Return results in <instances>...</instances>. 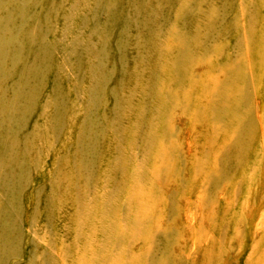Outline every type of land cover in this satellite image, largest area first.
<instances>
[{"label":"rangeland","instance_id":"obj_1","mask_svg":"<svg viewBox=\"0 0 264 264\" xmlns=\"http://www.w3.org/2000/svg\"><path fill=\"white\" fill-rule=\"evenodd\" d=\"M263 34L264 0H0V264H264Z\"/></svg>","mask_w":264,"mask_h":264},{"label":"bare ground","instance_id":"obj_2","mask_svg":"<svg viewBox=\"0 0 264 264\" xmlns=\"http://www.w3.org/2000/svg\"><path fill=\"white\" fill-rule=\"evenodd\" d=\"M262 35V34H261ZM260 35V36H261ZM264 35V34H263ZM97 61H99V60H97ZM91 70V69H90ZM3 110V109H2ZM3 112V111H2ZM90 144V143H89ZM66 156V155H65ZM0 160H2V159H0ZM8 181V180H7ZM7 183V182H6ZM5 187V186H4ZM8 189V188H7ZM10 208V207H9ZM191 217V216H190ZM9 218V217H8ZM12 219V218H11ZM4 220V219H3ZM8 224V223H7ZM5 239V238H4ZM5 244V243H4ZM3 250V249H2ZM164 264H165V262H164Z\"/></svg>","mask_w":264,"mask_h":264}]
</instances>
